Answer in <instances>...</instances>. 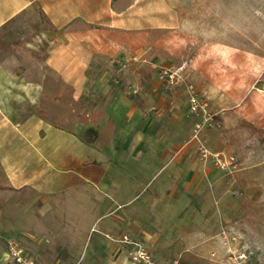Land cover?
I'll use <instances>...</instances> for the list:
<instances>
[{"label":"rangeland","instance_id":"374dc122","mask_svg":"<svg viewBox=\"0 0 264 264\" xmlns=\"http://www.w3.org/2000/svg\"><path fill=\"white\" fill-rule=\"evenodd\" d=\"M137 7L136 30L112 38L118 52L94 50V82L47 92L42 108L52 124L84 128L86 142L128 133L99 159L113 184L123 158L150 180L132 188L122 216L117 198L10 188L0 164V264H18L10 241L35 264H134L124 238L149 244L132 228L155 237L147 249L166 263L264 264V0ZM85 111L106 118L91 125Z\"/></svg>","mask_w":264,"mask_h":264},{"label":"crops","instance_id":"0c3cea01","mask_svg":"<svg viewBox=\"0 0 264 264\" xmlns=\"http://www.w3.org/2000/svg\"><path fill=\"white\" fill-rule=\"evenodd\" d=\"M137 3L124 10L125 0H0V164L8 187L41 197L71 199L78 193L117 198L118 212L124 216V202L134 198L132 188L150 180L142 176L141 161L139 165L136 158H123L116 174L121 177L113 184L109 166L99 159L114 146L124 147L122 138L128 133L121 130L119 142L100 139L99 133L96 140L86 142L84 128L52 124L42 108L56 90L69 87L78 94L94 82L90 77L94 50L118 52L120 44L112 38L131 31V26L136 30V17L141 19ZM70 102L76 105L77 97ZM84 114L86 123L93 125L92 118L102 112ZM110 120L115 117H109V124ZM132 146L133 155L141 154L140 140ZM145 168L152 169L147 164ZM114 185L117 190L111 188ZM129 232L154 245L149 232L135 228Z\"/></svg>","mask_w":264,"mask_h":264},{"label":"built area","instance_id":"2783aa9c","mask_svg":"<svg viewBox=\"0 0 264 264\" xmlns=\"http://www.w3.org/2000/svg\"><path fill=\"white\" fill-rule=\"evenodd\" d=\"M124 243L130 246L128 257L134 264H179V261L166 263V261L156 259L147 247L140 243H133L128 237L124 238ZM9 254L18 264H35L33 259L25 254L15 242H9Z\"/></svg>","mask_w":264,"mask_h":264},{"label":"trees","instance_id":"16d2710c","mask_svg":"<svg viewBox=\"0 0 264 264\" xmlns=\"http://www.w3.org/2000/svg\"><path fill=\"white\" fill-rule=\"evenodd\" d=\"M147 82H150L151 80V76L150 75H147V78H146ZM84 118H86V114H84ZM112 122V120H110V123Z\"/></svg>","mask_w":264,"mask_h":264}]
</instances>
